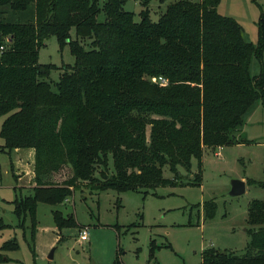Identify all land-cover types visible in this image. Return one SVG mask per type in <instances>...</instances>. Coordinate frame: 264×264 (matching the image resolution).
Masks as SVG:
<instances>
[{"label": "trees", "instance_id": "1", "mask_svg": "<svg viewBox=\"0 0 264 264\" xmlns=\"http://www.w3.org/2000/svg\"><path fill=\"white\" fill-rule=\"evenodd\" d=\"M124 1L0 0V150L33 148V184L13 200L31 231L36 203L58 204L74 188L145 193L200 182L204 148L240 141L246 116L264 104L263 10L253 43L217 10L220 0H173L157 20L149 0H139L137 20ZM49 35L74 57L52 83L56 65L37 60ZM203 205L215 213L213 199ZM51 216L57 229L76 226L72 213ZM245 221L243 253L203 248L202 264H264V199L249 202ZM16 247L3 240L0 262Z\"/></svg>", "mask_w": 264, "mask_h": 264}, {"label": "rangeland", "instance_id": "2", "mask_svg": "<svg viewBox=\"0 0 264 264\" xmlns=\"http://www.w3.org/2000/svg\"><path fill=\"white\" fill-rule=\"evenodd\" d=\"M171 1L149 0V18L157 20ZM122 6L133 13L135 20L139 19V0H125ZM217 10L236 18L245 38L256 43L264 0H220ZM37 60L56 65L48 76L52 83L62 64L71 65L74 57L66 43L59 46L49 35L38 48ZM258 68L257 60L252 58L251 73ZM2 118L0 115V122ZM236 137L240 141L216 149L204 148L198 183L159 184L145 193L74 188L58 204L36 203L32 231L30 218H18L14 212V198L28 192L11 174L14 165L10 161L15 152L0 150V221L6 224L0 229V244L9 238L17 243L16 248L4 251L9 259L0 264H202L203 248L243 253L249 239L245 221L249 202L264 199V186L249 181H264L261 100L248 113ZM197 168L196 159H192L191 169ZM180 172L184 173L182 167ZM163 174L172 176L168 166L163 167ZM236 178L245 181V189L231 194ZM210 199L215 201L216 210L207 216L203 204ZM53 208L63 214L72 213L76 226L57 229L51 216ZM84 227L87 238L79 240L78 232Z\"/></svg>", "mask_w": 264, "mask_h": 264}, {"label": "crops", "instance_id": "3", "mask_svg": "<svg viewBox=\"0 0 264 264\" xmlns=\"http://www.w3.org/2000/svg\"><path fill=\"white\" fill-rule=\"evenodd\" d=\"M221 146V145H219ZM216 146L212 149H216ZM206 148V147H205ZM209 148V147H208ZM10 151L15 152L14 160L10 161L11 165L13 163L14 170L11 171L14 180L18 185L28 187L33 184V148L32 147H14ZM9 152V151H8ZM219 151H216L217 153ZM9 163V167H10ZM61 238L58 237V239Z\"/></svg>", "mask_w": 264, "mask_h": 264}, {"label": "water", "instance_id": "4", "mask_svg": "<svg viewBox=\"0 0 264 264\" xmlns=\"http://www.w3.org/2000/svg\"><path fill=\"white\" fill-rule=\"evenodd\" d=\"M245 189V181L243 179L236 178L232 181L230 193L238 194L243 192ZM52 254V250L49 251L48 256L50 257Z\"/></svg>", "mask_w": 264, "mask_h": 264}, {"label": "built area", "instance_id": "5", "mask_svg": "<svg viewBox=\"0 0 264 264\" xmlns=\"http://www.w3.org/2000/svg\"><path fill=\"white\" fill-rule=\"evenodd\" d=\"M158 78L162 80V82H165V79L163 77L158 76ZM78 238L79 240H85L87 238L86 227L80 229V231L78 232Z\"/></svg>", "mask_w": 264, "mask_h": 264}]
</instances>
